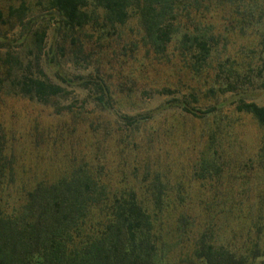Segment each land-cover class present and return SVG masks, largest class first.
<instances>
[{
  "label": "rangeland",
  "instance_id": "374dc122",
  "mask_svg": "<svg viewBox=\"0 0 264 264\" xmlns=\"http://www.w3.org/2000/svg\"><path fill=\"white\" fill-rule=\"evenodd\" d=\"M3 8L0 1V10ZM55 28L50 21L40 67L45 78L63 88L65 95L54 99L52 106L18 100L6 101L5 108L0 109V135L9 140L4 144V154L12 160L11 181L5 178L8 182L0 186V201L5 202L7 211L16 207L39 180L52 183L70 167L85 162L98 169L101 184L109 193L133 191L137 201L148 207V185L158 177L165 187L163 202L172 205L161 226L165 233L168 231L163 238V260L167 264H201L192 251L205 232L211 235L214 245L229 244L232 250L240 249L237 253L250 249L256 241L259 256L252 264L264 260V228L258 234L255 227L264 223L257 215L259 209L260 214L264 213L263 205L258 206L259 193L264 195V168L256 167L264 132L257 129L249 115L235 111L240 102L258 106L264 103V91L257 86L254 71L244 70L237 78L219 80L211 79L214 71L209 69V79L199 78L184 68L176 46L168 48L167 65L145 60L138 51V59L132 61L133 55L129 58L127 50L117 46H112L119 53L117 57L111 49H94L89 44L74 56L68 39H61ZM5 34L8 40H16L19 35L18 31ZM126 39L128 33L124 31L121 40ZM230 42L225 50L219 45L211 53V68L240 64L243 57L236 52L243 42L237 38ZM7 48L19 52L16 42ZM244 61L251 64L249 59ZM257 63L254 61L250 67L255 68ZM76 76L88 81L130 79L136 84L128 96L114 93L118 104L101 110L88 91L61 82ZM226 83L234 89L204 99L207 89L223 90ZM161 88L170 93L155 92ZM182 101L188 102L187 108L198 111L195 116L180 109ZM207 109L212 111L201 113ZM123 116L142 119V123L130 131L123 125ZM35 132L41 136L36 144L32 140ZM209 136L215 138L212 151L220 176L215 183L199 185L192 172L200 159L211 156ZM97 218L94 212L90 219Z\"/></svg>",
  "mask_w": 264,
  "mask_h": 264
},
{
  "label": "trees",
  "instance_id": "16d2710c",
  "mask_svg": "<svg viewBox=\"0 0 264 264\" xmlns=\"http://www.w3.org/2000/svg\"><path fill=\"white\" fill-rule=\"evenodd\" d=\"M0 1L4 3V10H0L3 27L0 49L5 50L0 51V109L5 108L6 101L18 100L52 106L54 99L65 95L63 88L45 78L40 67L50 21L60 38L68 39L74 56L89 44L94 49H111L117 57L119 53L112 50V46H117L127 50L129 58L133 55L132 61L138 59L135 56L138 51L145 60L167 65L168 48L176 46L178 56L185 62L184 68L193 76L209 79L210 69L216 72L211 79L220 80L228 76L237 78L244 70L254 71L257 86L264 91V0ZM13 31H18V37L8 40L5 33ZM124 31L128 33L126 41L121 40ZM231 38L243 42L236 52L243 57L240 64L231 62L228 67L217 64L216 69L211 68V53L219 45L225 50ZM12 42H16L19 52L7 48ZM49 53L53 54L51 49ZM244 59H249L252 65L254 61L258 63L253 68ZM61 82L88 91L101 110L118 104L114 93L128 96L136 84L130 79L88 81L77 76ZM233 89L229 83L223 90L209 88L204 99H212L215 92L222 95ZM155 92L170 93L165 88ZM189 96L196 102L192 93ZM187 106L186 101L179 105L183 112L195 116L198 111ZM235 111L249 115L257 129L264 132V103L258 106L240 102ZM123 118V125L130 131L142 123L136 117ZM32 136L34 144L41 137L36 132ZM209 137L211 156L200 159L192 172L199 185L215 183L220 176L221 169L212 151L215 138ZM7 141L0 135V186H5L8 182L5 178L11 181L12 176V160L4 154ZM256 167L264 168V143L257 152ZM71 168L52 183L36 182L9 211L5 202L0 201V264H167L163 260V238L168 231L165 233L161 226L172 205L163 202L165 187L158 177L148 185V190L151 189L148 207L137 201L133 191L109 193L95 167L81 162ZM259 196L258 206L264 207V195ZM94 212L98 218L92 221ZM257 215L263 222L264 213L260 214V209ZM181 220L178 222L182 223ZM255 227L259 234L264 223ZM210 238L208 232L202 233L192 251L201 264H252L259 256L256 241L250 249L237 253L240 249L232 250L229 244L214 245ZM259 264H264V260Z\"/></svg>",
  "mask_w": 264,
  "mask_h": 264
}]
</instances>
